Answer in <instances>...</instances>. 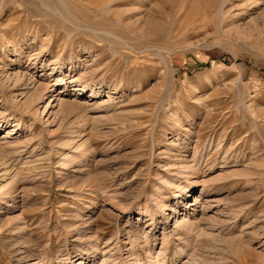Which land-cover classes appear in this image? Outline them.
<instances>
[{"label":"rangeland","instance_id":"1","mask_svg":"<svg viewBox=\"0 0 264 264\" xmlns=\"http://www.w3.org/2000/svg\"><path fill=\"white\" fill-rule=\"evenodd\" d=\"M0 264H264V0H0Z\"/></svg>","mask_w":264,"mask_h":264},{"label":"bare ground","instance_id":"2","mask_svg":"<svg viewBox=\"0 0 264 264\" xmlns=\"http://www.w3.org/2000/svg\"><path fill=\"white\" fill-rule=\"evenodd\" d=\"M43 1V0H42ZM43 3V2H42ZM61 3V2H60ZM61 86H66V84L65 83H62L61 84ZM93 95H96V93H94L93 92ZM9 133V132H8ZM6 172V171H5ZM9 172V171H8ZM7 173V172H6ZM10 173V172H9ZM182 193H183V191H179L177 194H176V197L175 198H177V199H179V198H183L184 196H182ZM197 201H199V199L197 200ZM192 239V238H191Z\"/></svg>","mask_w":264,"mask_h":264}]
</instances>
